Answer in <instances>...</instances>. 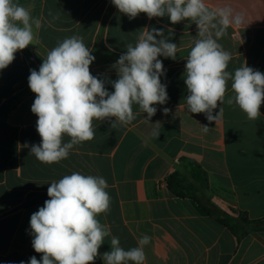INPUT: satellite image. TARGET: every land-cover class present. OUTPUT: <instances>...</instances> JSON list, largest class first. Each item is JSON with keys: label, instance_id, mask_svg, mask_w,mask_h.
I'll return each instance as SVG.
<instances>
[{"label": "crops", "instance_id": "1", "mask_svg": "<svg viewBox=\"0 0 264 264\" xmlns=\"http://www.w3.org/2000/svg\"><path fill=\"white\" fill-rule=\"evenodd\" d=\"M13 2L28 9L39 26L33 24V45L18 51L13 63L0 70V107L23 96L7 118L18 129V164L0 178V264H20L11 257L36 253L30 218L44 203L25 204L47 196L51 182L73 172L106 179L110 209L97 219L125 250L149 236L143 246L144 264H264V231L246 226L248 233L238 238L197 202L175 196L167 186L173 172L186 174L181 161L187 159L207 172L204 192L217 209L233 217L244 212L251 220L264 218V103L261 116L249 120L237 105L226 102L234 95L230 80L225 102L213 112L223 108L219 120L209 122L203 113L187 110L185 64L199 38L195 22L187 19L173 25L167 16L149 19L144 13L130 20L111 0ZM204 2L210 10H231L229 26L217 41L231 54L227 71L234 74L246 63L264 73V0ZM145 28L163 29L177 44L175 60L158 57L166 70L161 82L167 86L168 102L154 105L157 112L150 122L138 105H133L136 118L128 125L113 128L111 121L94 119V138L75 145L59 162L42 163L31 155L30 146L40 144L41 137L36 131L38 117L31 111L35 94L26 93L30 69L38 71L51 49L75 35L93 50L91 73L114 81L118 77L112 65L128 44L135 46ZM211 31L214 36L216 30ZM105 86L114 91L110 82ZM164 107L170 109L167 115ZM203 125L209 127L207 132ZM63 140L69 142L70 137ZM111 236L100 247L101 256L111 250Z\"/></svg>", "mask_w": 264, "mask_h": 264}, {"label": "clouds", "instance_id": "2", "mask_svg": "<svg viewBox=\"0 0 264 264\" xmlns=\"http://www.w3.org/2000/svg\"><path fill=\"white\" fill-rule=\"evenodd\" d=\"M118 11L130 20L144 13L149 19L167 16L171 24L191 19L197 26L194 41L185 64L188 95L187 110L203 113L209 122L217 121L225 102L228 81L234 95L228 105H237L249 120L261 116L264 103V73L247 66L227 71L231 54L217 42L230 23V9L210 10L204 0H111ZM239 17L236 23H239ZM33 24L39 26L25 7L13 0H0V70L15 60L18 51L33 45ZM215 29V33L211 30ZM215 37V38H214ZM112 65L117 79L109 81L94 76L90 65L95 56L82 37L72 36L58 43L47 53L39 70L30 69L28 85L35 94L31 111L38 119L36 131L40 144L30 146V154L42 163H56L69 156L75 145L95 136L93 120L128 125L136 117L133 105L146 113L150 122L156 114L154 105L168 102L167 86L161 82L166 74L158 57L176 59L177 44L165 36L163 29L145 28L135 46L128 44ZM110 82L114 91H108ZM170 109L163 108L167 115ZM208 126L203 125L207 132ZM159 136V133H154ZM70 137L64 142L63 137ZM28 147V145H25ZM109 187L102 176L73 172L49 184V199L30 218L32 247L42 254L32 256L28 264H94L98 256L104 264H144L143 246L151 238L144 235L139 246L125 250L118 237L97 217L110 209ZM111 236L110 251L99 253L106 237ZM20 264H24L23 261Z\"/></svg>", "mask_w": 264, "mask_h": 264}, {"label": "trees", "instance_id": "3", "mask_svg": "<svg viewBox=\"0 0 264 264\" xmlns=\"http://www.w3.org/2000/svg\"><path fill=\"white\" fill-rule=\"evenodd\" d=\"M26 93L33 92L29 88ZM22 97V95H16L0 107V178L4 170L13 168L18 164V129L9 125L7 118L17 108ZM181 163L186 174L181 171H175L167 179V186L175 196L181 199L194 200L209 216L215 217L220 224L229 229L238 238L248 233L246 226L252 227L254 230L264 231V218L251 220L247 213L244 212H239L237 217H233L217 209L204 192L208 187L207 172L196 162L183 159ZM47 199H49L48 195L42 196L26 203L25 206L44 203ZM32 256L40 260L42 254L14 255L11 259L28 263ZM94 264H101L99 257L96 258Z\"/></svg>", "mask_w": 264, "mask_h": 264}]
</instances>
